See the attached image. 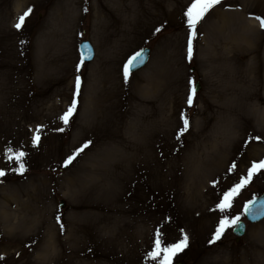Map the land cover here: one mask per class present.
I'll use <instances>...</instances> for the list:
<instances>
[{"label": "rangeland", "instance_id": "1", "mask_svg": "<svg viewBox=\"0 0 264 264\" xmlns=\"http://www.w3.org/2000/svg\"><path fill=\"white\" fill-rule=\"evenodd\" d=\"M193 2L0 0V158L7 160L0 164V202L14 195L25 206L18 223L12 204L0 264H157L148 256L152 228L169 243L187 236L172 264H217L222 257L264 264V220L246 223L239 242L234 225L213 239L216 230L194 226L187 198L188 189L202 194L219 177L225 185L206 192H216L219 204L264 160V29L256 19L264 18V0H220L192 35L184 13ZM214 9L226 31L214 14L205 20ZM84 40L96 52L89 64L77 50ZM143 48L150 49L148 64L125 80L124 65ZM52 117L57 127L41 128L33 145L37 130L30 128ZM184 119L189 126L181 132ZM19 152L23 171L9 162ZM263 190L260 169L224 213L244 220V205ZM81 250L103 258L71 259Z\"/></svg>", "mask_w": 264, "mask_h": 264}, {"label": "snow or ice", "instance_id": "2", "mask_svg": "<svg viewBox=\"0 0 264 264\" xmlns=\"http://www.w3.org/2000/svg\"><path fill=\"white\" fill-rule=\"evenodd\" d=\"M220 0H194V2L187 8L184 15L187 17V24L190 31H192V35H194V29L196 24L204 17V15L215 5L219 4ZM87 9H85L86 11ZM31 10L29 9V12ZM29 12H25L23 16L19 18V21L15 25V27L20 30L22 28L23 22L25 20V17L29 14ZM260 21V26L262 29H264V18L256 17ZM156 31H160L159 28L156 29ZM191 40L192 36H189V47H188V54L189 57H191L192 54V46H191ZM23 43V41H21ZM143 55V50L136 52L135 55L129 57L128 62L124 65V77L125 80L128 79L129 72L131 68L136 64L137 61L141 60V57ZM80 65H77V71L79 70ZM191 84L192 81H189ZM80 86V77H76V87L79 89ZM195 91V88L193 87L192 92ZM193 96L192 94H189L188 96V104H192ZM76 106V100L73 99L72 103L70 104L68 110L63 114L61 119L64 121L65 124L68 122V118L72 115L74 109ZM183 118V115H182ZM189 126V122L187 119H184V127L181 129V132L186 131ZM40 128L37 129V134L33 136L32 143L33 145H36L39 142L40 136H39ZM84 147H87V145H84ZM11 152V149H9V153ZM24 152L17 153L14 157L9 156V162L15 160L19 164L18 171H23L24 165L23 163H20L21 159L24 157ZM72 156H69L68 159L65 161V164L69 163L72 160ZM260 169H264V160H261L259 163H253L252 166L248 169V175L247 178H241L240 182L235 185L234 188H232L230 191L225 192L223 194V198L221 199L220 203L217 204V208L221 211V213H224L226 209L231 207V201L232 197L235 196L238 192V190L243 187L245 184H247L255 172L259 171ZM4 171L0 169V176L4 175ZM252 204V201H248L244 205V211L246 213H251L252 209L249 207V205ZM264 214V213H262ZM59 219V217L57 218ZM240 217L239 215L233 216L231 219L227 215L223 216L222 219L219 221V225L216 228V232L214 234L213 239H218L220 235L224 232V230L229 227L230 225H236L239 221ZM187 236L185 235L182 240L174 243L166 242L164 239V235L160 230H157L156 232V239L154 240L153 244V251L148 253V256L153 259L157 260V264H172V258L181 251L186 246ZM159 258V259H158Z\"/></svg>", "mask_w": 264, "mask_h": 264}, {"label": "bare ground", "instance_id": "3", "mask_svg": "<svg viewBox=\"0 0 264 264\" xmlns=\"http://www.w3.org/2000/svg\"><path fill=\"white\" fill-rule=\"evenodd\" d=\"M234 1V0H232ZM105 2L107 4H111V2H118V0H114V1H109V0H105ZM217 9L212 10L210 13L207 14V17L205 18V20L210 17V15L212 16L214 14L215 18H218L221 21L220 25H225V18H223L222 13H219L218 11H216ZM222 19H224V21H222ZM229 24L225 25V31L227 30ZM221 29V27L219 26V24L212 25V31L216 32L219 31ZM228 41H226V44L228 45ZM53 109H59V106H52ZM261 107H255L256 111H259ZM39 120V119H35L34 121ZM262 126L264 127V117L260 118ZM233 122H231L232 124ZM45 125L41 124H37V125H33V129L30 128V130H37L38 127L41 129L43 127L45 128H49V129H55L57 127V122L56 120L52 117L48 122L44 123ZM236 129H238V127L236 126ZM264 129V128H263ZM239 130V129H238ZM249 130V126H248V122L246 120V128H245V132ZM234 144V143H233ZM261 148H264V142L260 145ZM231 150H233V145L231 144ZM196 155H198V157L205 155L206 152L202 149L197 150L196 151ZM51 156V154H50ZM4 158V157H3ZM7 160L1 159L0 158V164L2 163H6ZM195 161L193 160L192 163H194ZM174 181V180H172ZM70 185V184H69ZM225 183H223L221 178H216L215 182L212 186L207 187L206 191L202 192V194H199V192L196 191H192L190 189H188V200H190L189 204H192V209L194 211H196V216L194 219V226L197 227V230L200 231H215L217 226L219 225V221L220 219L223 218V216H225V213H221V211L217 208V202H218V195L216 194V192H214V194H210V193H206L209 192V190L213 191V190H217V188L224 186ZM209 189V190H208ZM228 190V188H226ZM36 193V188L32 189V194L33 196ZM213 193V192H212ZM195 194V195H194ZM21 197V196H20ZM192 201V202H191ZM14 202V203H13ZM15 205V207H17V211L18 212H14V219L18 218L17 221L18 223L22 222L23 217H21L22 212H24L25 206L23 205V202L20 201L19 197L17 196H12L11 199H6L3 198L0 202V238L1 236H10V227L12 225V222L10 220V218H8V214L9 216L12 215L10 213L11 208H13V205ZM9 213H8V210ZM7 210V211H6ZM18 213V215H17ZM261 222V221H260ZM259 222V223H260ZM141 223L140 221V216H138V218H136V224L137 226H139ZM24 224V223H23ZM152 228V227H150ZM156 230L154 228L151 229V234L156 236ZM138 234H142L141 231H139ZM142 243V242H141ZM1 250H3L5 252V247H0ZM7 250V249H6ZM134 252H137L138 250L133 249ZM37 253H40L39 251H36ZM41 254V253H40ZM101 254V253H100ZM100 254H93L88 250H81L79 252H75L73 254H71V259H72V255H74L75 259L74 260H84L85 261H90V258H95V259H102L103 257ZM99 255V256H98ZM142 260V259H141ZM141 263H144L143 261ZM217 264H230V262L228 261V257H222L221 260L219 262H217Z\"/></svg>", "mask_w": 264, "mask_h": 264}, {"label": "water", "instance_id": "4", "mask_svg": "<svg viewBox=\"0 0 264 264\" xmlns=\"http://www.w3.org/2000/svg\"><path fill=\"white\" fill-rule=\"evenodd\" d=\"M79 53H80V58L82 61L84 62H90L92 61L93 57H94V50L92 48V46L90 45L89 42H82L79 45ZM148 54H149V50L148 49H144L143 50V55L141 57V60L137 61L136 64L131 68V72H134L136 70H138L139 68H141L142 66L145 65V63L148 60ZM199 86L197 85V90H198ZM64 205L63 202H60V206L62 207ZM249 207L252 209L251 213H246L244 211V215L247 218L248 221H250L251 223L257 222L259 220H261L262 218H264V193L257 198H254L252 200V204L249 205ZM245 231V225L242 222H238L235 226V228L233 229V233L237 236L240 237L244 234ZM176 264H183L181 262L176 263Z\"/></svg>", "mask_w": 264, "mask_h": 264}]
</instances>
